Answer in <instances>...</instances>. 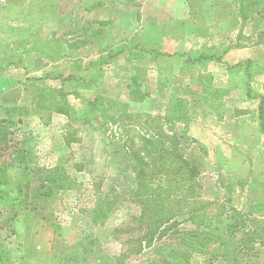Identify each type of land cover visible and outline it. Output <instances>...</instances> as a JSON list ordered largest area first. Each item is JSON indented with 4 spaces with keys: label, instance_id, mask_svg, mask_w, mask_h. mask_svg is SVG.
Returning <instances> with one entry per match:
<instances>
[{
    "label": "rangeland",
    "instance_id": "rangeland-1",
    "mask_svg": "<svg viewBox=\"0 0 264 264\" xmlns=\"http://www.w3.org/2000/svg\"><path fill=\"white\" fill-rule=\"evenodd\" d=\"M34 1L12 40L0 0V264H264V0Z\"/></svg>",
    "mask_w": 264,
    "mask_h": 264
},
{
    "label": "trees",
    "instance_id": "trees-1",
    "mask_svg": "<svg viewBox=\"0 0 264 264\" xmlns=\"http://www.w3.org/2000/svg\"><path fill=\"white\" fill-rule=\"evenodd\" d=\"M244 69L247 71V66H245ZM162 166H163L164 170H161L160 172L162 174H164L165 176H169V174L173 173V174H171L170 178L174 179L175 170L171 171V166H172L171 160H169V159L167 160L166 159V161H164ZM178 167H180V166H178ZM177 170L181 171L182 168H177ZM181 175H179V176H181ZM183 180L184 179L180 178L179 181L183 182ZM176 188L180 190L181 186H178ZM140 204H142V203L140 202ZM179 205H180V202L176 201L175 199L153 197L152 199H144L143 200L142 210L147 214V216H149L151 219H153V222H155L156 224H163V223L169 222L172 219L173 215H176L177 212H179L176 209V207L179 206ZM193 207H194V204L191 205L189 208L192 209ZM194 210H196V208H194ZM192 214L193 213H190L188 215V217L192 216ZM193 215L195 216L196 214H193ZM201 218L202 217L200 215L197 216V219L191 218L189 221H190L191 224L194 225V228L189 230V231H186V232L189 233V235L194 236L195 239H196V237H198V243L200 245H204L205 244L204 243L205 242L204 239H205L206 236L203 235L201 231H199V228L201 226ZM150 226H152V221L150 223ZM229 229L232 230L231 226H230Z\"/></svg>",
    "mask_w": 264,
    "mask_h": 264
},
{
    "label": "crops",
    "instance_id": "crops-1",
    "mask_svg": "<svg viewBox=\"0 0 264 264\" xmlns=\"http://www.w3.org/2000/svg\"><path fill=\"white\" fill-rule=\"evenodd\" d=\"M11 1H13V4H16L17 5V7H11V9H13L14 15L16 17H14V19H12V21H13L12 24L10 26H8V30H7L8 32H6V33L9 34L8 35L9 37H7V38H10V39L13 40V39H15V37H16L17 34H24V36L22 37V38H24L26 34L28 35L29 30H31L32 27H24L22 29H19L17 26L20 27L21 26V23H23L25 21L27 22L30 19V18L28 19V17H27L29 14H27L26 10L27 11H37V3H36V1H34L33 4L32 3L30 4V8H28L26 6V1L27 0H8V2H11ZM53 4L54 3H52L51 1H49V6L50 7ZM46 5L47 4H45V6ZM36 17H37V15H36ZM29 21H31V20H29ZM12 25H14V27H12ZM31 26H33V25H31ZM17 28L20 31H22V32L21 33L17 32L18 31ZM20 36H19L18 39H21ZM26 44L27 43L25 42L23 45L25 46ZM34 51L36 52V50H34ZM36 53H37L38 56L39 55L41 56L40 52H36Z\"/></svg>",
    "mask_w": 264,
    "mask_h": 264
}]
</instances>
